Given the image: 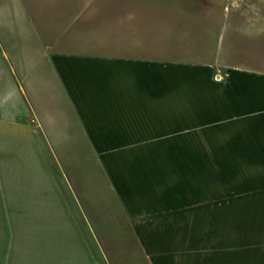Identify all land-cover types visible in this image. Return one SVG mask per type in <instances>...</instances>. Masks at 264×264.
Returning a JSON list of instances; mask_svg holds the SVG:
<instances>
[{
  "label": "crops",
  "instance_id": "obj_1",
  "mask_svg": "<svg viewBox=\"0 0 264 264\" xmlns=\"http://www.w3.org/2000/svg\"><path fill=\"white\" fill-rule=\"evenodd\" d=\"M114 21L93 0H0V196L72 214L89 264H115L99 232L107 212L125 225L132 264H264V190L231 187L225 175L258 164L264 140L175 142L253 114L264 89L233 73L214 83L210 63L163 57L147 32ZM191 147L225 156L165 153ZM213 165L219 173L199 172Z\"/></svg>",
  "mask_w": 264,
  "mask_h": 264
},
{
  "label": "rangeland",
  "instance_id": "obj_2",
  "mask_svg": "<svg viewBox=\"0 0 264 264\" xmlns=\"http://www.w3.org/2000/svg\"><path fill=\"white\" fill-rule=\"evenodd\" d=\"M93 7L114 17L117 31L147 32L146 43L148 46L163 47V57L174 60L185 56L191 61L210 63L214 66L211 75L214 83H226L233 73L235 77L243 76L244 80L240 83L246 87L264 89V82L255 77L264 76V0H93ZM80 23L84 22L81 20ZM97 25L101 24L97 22L91 29ZM170 51L175 54L167 56ZM216 75H220L222 80L216 81ZM260 105L253 114H242L245 117L239 121L227 118L215 125L175 133V142H185V145L191 142L196 144L192 146H197L198 142L205 140L218 145L219 141L264 140V102ZM249 115L256 116V124L261 123L254 126ZM172 151L176 157L225 156V149L221 148H175L165 150V153L171 156ZM251 156V160L259 163L227 166L225 175L229 176L226 179L228 185L241 190L250 186L264 190V163L260 164L264 158L260 153ZM202 168L203 171L199 166L202 174L207 168L218 172L220 165ZM32 192L40 196L44 190L36 184V190ZM31 198L0 196V264H89L88 244L81 230L75 227L74 216L53 212L59 206H52L49 212L39 211L42 207L33 206ZM260 199L264 204V198ZM55 200L52 197L48 202L54 205ZM28 208L34 211H28ZM98 215L99 225L106 226L99 229L100 237L111 248L115 256L113 262L132 264L124 260L128 242L125 225L114 223V213ZM116 224L122 228H112ZM88 231L91 233L90 229ZM83 257L86 260L83 261Z\"/></svg>",
  "mask_w": 264,
  "mask_h": 264
},
{
  "label": "built area",
  "instance_id": "obj_3",
  "mask_svg": "<svg viewBox=\"0 0 264 264\" xmlns=\"http://www.w3.org/2000/svg\"><path fill=\"white\" fill-rule=\"evenodd\" d=\"M215 80H216V81H221V80H222V77H221L220 75H216V76H215Z\"/></svg>",
  "mask_w": 264,
  "mask_h": 264
}]
</instances>
